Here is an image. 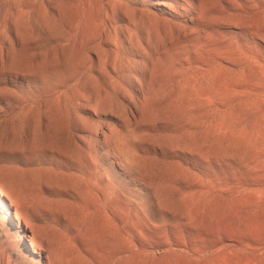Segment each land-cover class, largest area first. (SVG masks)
Here are the masks:
<instances>
[{
	"label": "rangeland",
	"instance_id": "obj_1",
	"mask_svg": "<svg viewBox=\"0 0 264 264\" xmlns=\"http://www.w3.org/2000/svg\"><path fill=\"white\" fill-rule=\"evenodd\" d=\"M0 264H264V0H0Z\"/></svg>",
	"mask_w": 264,
	"mask_h": 264
},
{
	"label": "bare ground",
	"instance_id": "obj_2",
	"mask_svg": "<svg viewBox=\"0 0 264 264\" xmlns=\"http://www.w3.org/2000/svg\"><path fill=\"white\" fill-rule=\"evenodd\" d=\"M162 4L167 5L166 3H162ZM32 230H33V229H32ZM32 230H31V231H32ZM32 232H33L32 235L29 236L27 239L30 241L31 246H32L33 248H35V249H36L37 247H40V248H41L42 245L39 243L35 231L33 230ZM34 251H36V250H34Z\"/></svg>",
	"mask_w": 264,
	"mask_h": 264
}]
</instances>
